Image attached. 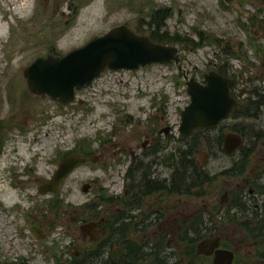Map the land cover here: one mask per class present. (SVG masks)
<instances>
[{
	"label": "rangeland",
	"instance_id": "374dc122",
	"mask_svg": "<svg viewBox=\"0 0 264 264\" xmlns=\"http://www.w3.org/2000/svg\"><path fill=\"white\" fill-rule=\"evenodd\" d=\"M149 3L172 7L173 15L167 18L165 27L170 36L197 42L200 30L211 37L194 50L183 43H171L179 48L181 69L172 62L107 72L77 94L82 102H73L70 110L65 107L66 114L50 99L34 98L29 91L24 96L22 70L36 56L50 50L63 54L117 24L149 34V19L143 17ZM74 5L78 8L72 16ZM260 25L264 26L261 0H0V119L5 125L3 134L8 132L12 137L0 146V264H62L71 256L67 249L84 247L79 243V227L92 218L84 206L95 200L96 192H82L81 181L101 176L106 185L120 181L122 175L115 165L103 173L97 166L82 167L56 193L39 194L37 185L57 165L52 160L59 158L58 151L85 138L97 152L102 137L121 131L130 133L134 125L145 132L146 121L160 103L165 105L169 123L178 127L180 111L189 101L182 74L187 71L188 77L199 79L203 72L213 69L215 62L228 59L235 69L248 61L258 65L256 57L264 53ZM213 36L219 39L220 46ZM228 44L232 54H227L226 49L222 52ZM42 111L49 118L41 125L39 120L45 116ZM13 115L14 122L17 118L22 122L24 132L15 127L8 131L13 122L7 119ZM127 118L131 121L126 122ZM28 166L30 173L20 171L15 179L10 177L15 167L19 170ZM51 199L52 210L47 215L43 207L49 210L46 200ZM26 215L31 216L30 221ZM46 215L52 219V228L38 237L31 227L40 220L36 218L46 219ZM116 239L118 245L124 243ZM88 264L102 263L93 260Z\"/></svg>",
	"mask_w": 264,
	"mask_h": 264
},
{
	"label": "flooded vegetation",
	"instance_id": "af4514ba",
	"mask_svg": "<svg viewBox=\"0 0 264 264\" xmlns=\"http://www.w3.org/2000/svg\"><path fill=\"white\" fill-rule=\"evenodd\" d=\"M225 49L227 54L233 53L229 44ZM256 59L258 65L248 61L240 69L225 60L223 72L215 62L213 69L206 71L214 70L233 79L229 93L235 104L225 118L212 126L196 128L191 135L183 136L180 122L178 127L172 126L165 105L160 103L146 121L145 132L136 125L130 133L113 131L115 138L97 140V152L88 142L77 140L58 151L60 156L53 163L74 153L88 157L67 178L79 168L95 166L103 173L115 165L122 175L120 181L106 185L101 176L81 181L82 192L84 182L92 185L84 193L96 192L95 200L84 207L92 215L87 221L96 222L97 234L90 236L80 229L79 243L84 247L67 249L71 256L62 264H88L93 260L135 264L127 248L131 256H135L132 252L145 255L146 258L140 255L142 259H137L136 264H264V55ZM176 66L181 69L180 64ZM182 76L185 80L187 71ZM27 91L26 88L25 97ZM79 92L73 102H82L77 97ZM73 102L54 104L66 114L64 108L70 110ZM9 118L8 122L13 123L8 131L15 127L24 132L19 118L15 122L14 115ZM48 118L47 114L39 120L41 125ZM7 133L0 137V146L12 138ZM230 133L239 137V143L228 152ZM140 137L144 138L138 141ZM31 170L29 166L19 170L15 167L10 177L15 179L18 172ZM11 183L15 185L13 180ZM46 202L49 210L43 207V213L49 215L53 199ZM29 216L26 219L30 221ZM36 219L40 220L32 225L33 233L38 237L46 235L52 228V219ZM116 237L124 243H115ZM120 248L122 253L116 251Z\"/></svg>",
	"mask_w": 264,
	"mask_h": 264
},
{
	"label": "water",
	"instance_id": "95a60500",
	"mask_svg": "<svg viewBox=\"0 0 264 264\" xmlns=\"http://www.w3.org/2000/svg\"><path fill=\"white\" fill-rule=\"evenodd\" d=\"M180 59L176 44L154 41L149 34L117 24L63 54L49 52L36 56L23 68L22 77L30 93L66 105L75 100L77 92L89 87L107 70H136L172 62L179 65ZM232 84L233 79L214 70L206 72L202 81L186 77L189 102L180 112V134L189 136L194 129L212 126L225 118L235 104L229 93ZM227 137L231 140L228 151L231 152L239 143V137L233 133ZM90 159L94 161L95 157ZM87 160L88 157L75 153L61 158L53 173L37 186L38 193H56L68 175ZM91 186L90 182H84L83 191ZM80 229L90 236L97 234L94 221L84 222ZM116 251L122 253L123 249Z\"/></svg>",
	"mask_w": 264,
	"mask_h": 264
},
{
	"label": "trees",
	"instance_id": "16d2710c",
	"mask_svg": "<svg viewBox=\"0 0 264 264\" xmlns=\"http://www.w3.org/2000/svg\"><path fill=\"white\" fill-rule=\"evenodd\" d=\"M261 4L262 5L264 4V0H261ZM148 5H149V11L147 13H146V11L143 12V17L146 18V16H147V18L149 19V21L148 20L146 21V24L150 29L149 36L151 37L152 40L157 41V42H161V43H168V44H171L174 42L183 43L186 46L192 48L193 50H194V48L196 49L197 47H201L204 44H206L205 41H210V38H211L210 35L206 32L200 31V30L197 31V35H198V41L197 42L192 41L188 37H180L178 35L170 36L168 31L165 29V27H166L167 18H169L170 16L173 15L174 11H173L172 7H170V6H159V5H155L153 3H149ZM77 8H78V5L73 6L72 16L76 15ZM258 12H261V9H259ZM260 26H262V29L264 32V26L263 25H260ZM213 40L217 46H220L219 39H217L216 36H213ZM46 41H48V40L46 39ZM49 46H50V44H49ZM241 47H242V45H241ZM224 51H225V47L222 49V52H224ZM263 55H264V53H263ZM216 68L219 70V72H223V62L218 63ZM175 83L178 84V80L176 78H175ZM3 122L4 121H2V123ZM2 123H0V137L3 136V134L1 132H3V128L5 127V125H3V127L1 126ZM7 123L8 122H5V124H7ZM9 126H8V128H9ZM100 140L103 141V137L100 138ZM77 141L88 142V145L91 144V142L85 138H81ZM59 156H60V154H59ZM54 160H56V159H54ZM129 251H130V249L127 248L128 256L131 258V260L135 264L138 263L137 259H140V260L142 259V256L144 258H146L145 255H142L140 253H138L139 255H137L136 252H132L133 254H135V256H131ZM140 255H142V256H140Z\"/></svg>",
	"mask_w": 264,
	"mask_h": 264
},
{
	"label": "bare ground",
	"instance_id": "6f19581e",
	"mask_svg": "<svg viewBox=\"0 0 264 264\" xmlns=\"http://www.w3.org/2000/svg\"><path fill=\"white\" fill-rule=\"evenodd\" d=\"M29 146V145H28ZM29 149H30V147H29ZM33 149V148H32ZM30 151H31V149H30ZM35 152V151H34Z\"/></svg>",
	"mask_w": 264,
	"mask_h": 264
},
{
	"label": "built area",
	"instance_id": "2783aa9c",
	"mask_svg": "<svg viewBox=\"0 0 264 264\" xmlns=\"http://www.w3.org/2000/svg\"><path fill=\"white\" fill-rule=\"evenodd\" d=\"M110 74H112L113 72H109Z\"/></svg>",
	"mask_w": 264,
	"mask_h": 264
}]
</instances>
